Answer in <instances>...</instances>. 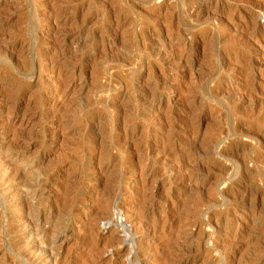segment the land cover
Segmentation results:
<instances>
[{
	"label": "rangeland",
	"instance_id": "rangeland-1",
	"mask_svg": "<svg viewBox=\"0 0 264 264\" xmlns=\"http://www.w3.org/2000/svg\"><path fill=\"white\" fill-rule=\"evenodd\" d=\"M0 264H264V0H0Z\"/></svg>",
	"mask_w": 264,
	"mask_h": 264
},
{
	"label": "bare ground",
	"instance_id": "bare-ground-1",
	"mask_svg": "<svg viewBox=\"0 0 264 264\" xmlns=\"http://www.w3.org/2000/svg\"><path fill=\"white\" fill-rule=\"evenodd\" d=\"M51 259L55 258L53 254H48ZM56 255V254H55ZM57 256V255H56ZM58 257V256H57ZM55 260V259H54Z\"/></svg>",
	"mask_w": 264,
	"mask_h": 264
}]
</instances>
